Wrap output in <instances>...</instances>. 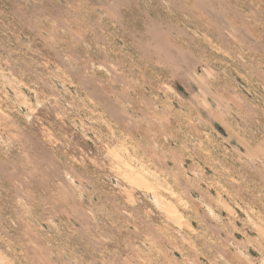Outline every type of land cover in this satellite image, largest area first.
I'll return each instance as SVG.
<instances>
[{
    "label": "rangeland",
    "instance_id": "rangeland-1",
    "mask_svg": "<svg viewBox=\"0 0 264 264\" xmlns=\"http://www.w3.org/2000/svg\"><path fill=\"white\" fill-rule=\"evenodd\" d=\"M0 264H264V0H0Z\"/></svg>",
    "mask_w": 264,
    "mask_h": 264
}]
</instances>
